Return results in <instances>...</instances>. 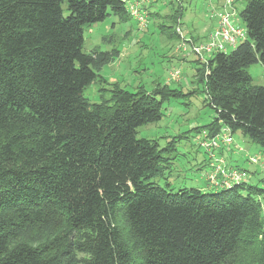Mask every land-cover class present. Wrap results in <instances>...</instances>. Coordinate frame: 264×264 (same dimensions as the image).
Wrapping results in <instances>:
<instances>
[{"label": "trees", "instance_id": "16d2710c", "mask_svg": "<svg viewBox=\"0 0 264 264\" xmlns=\"http://www.w3.org/2000/svg\"><path fill=\"white\" fill-rule=\"evenodd\" d=\"M111 15L132 19L124 0H0V264H264V189L155 182L171 159L138 128L161 121L181 90L114 85L109 100L85 98L121 55L84 52L85 28ZM240 16L246 41L197 60L216 116L195 131L228 127L264 148V87L248 72L264 66V0Z\"/></svg>", "mask_w": 264, "mask_h": 264}, {"label": "rangeland", "instance_id": "374dc122", "mask_svg": "<svg viewBox=\"0 0 264 264\" xmlns=\"http://www.w3.org/2000/svg\"><path fill=\"white\" fill-rule=\"evenodd\" d=\"M231 1L232 5H227V0H153L148 5L149 32L147 29L140 30L134 19L123 22L114 15L85 28L84 52L90 53L95 49L101 52L122 51V55L98 73L97 81L85 89L84 96L90 104L109 100L114 85L132 93L141 88L151 93L158 85H170L172 89L182 91L183 96L171 98L164 104L161 121L140 127L137 133L138 139L155 141L164 150L163 156L171 159L164 178L155 182L174 193L187 189L215 193L219 189L209 181L211 168L204 165L208 155L199 146L201 134L195 131L210 125L216 113L205 104V86L195 76L197 58L189 55L188 61H179L177 39L173 32L180 26L184 35L192 38L202 32L205 25L212 28L216 23L218 25V15L227 11L234 14L231 18L233 25L247 33L240 14L249 0ZM173 9L182 12L177 25L166 18L173 13ZM150 10L160 11L162 19L157 22L150 17ZM160 23L173 29L163 34ZM167 34L171 35L170 40ZM241 43L239 41L237 46ZM233 50L228 48L227 53ZM173 69L181 70V80L168 84ZM248 72L254 85L264 87V66L261 63L250 66ZM232 137V151H225L220 154L221 157L230 167L246 171L249 185L264 189V148L243 137L240 132L232 134ZM236 146L243 151H238ZM252 159H257L258 163H252ZM243 194L246 195L245 192ZM261 203L264 219V201ZM120 226L124 227L121 220Z\"/></svg>", "mask_w": 264, "mask_h": 264}, {"label": "built area", "instance_id": "2783aa9c", "mask_svg": "<svg viewBox=\"0 0 264 264\" xmlns=\"http://www.w3.org/2000/svg\"><path fill=\"white\" fill-rule=\"evenodd\" d=\"M153 0H124L127 10L141 30L149 28V12L148 5ZM227 5H232L231 0H227ZM234 14L227 11L218 15V26L210 34L205 42L197 43L190 37H186L180 26L176 32L180 36L181 42L177 47L178 52L189 53L197 58L202 63L208 61L217 53H227L228 48H236L238 42L246 41L248 35L242 29L233 25L231 18ZM181 70L173 69L170 72L168 84L181 80ZM234 145L231 129L224 127L222 132L214 137H211L208 132H203L199 143L208 155L209 166L211 173L208 175L209 181L213 187L231 189L234 186L245 182L248 175L246 171H242L235 167H229L226 160L221 157V152L231 150ZM238 151H243L236 146ZM252 163L257 164V159H252Z\"/></svg>", "mask_w": 264, "mask_h": 264}, {"label": "crops", "instance_id": "0c3cea01", "mask_svg": "<svg viewBox=\"0 0 264 264\" xmlns=\"http://www.w3.org/2000/svg\"><path fill=\"white\" fill-rule=\"evenodd\" d=\"M152 7V6H151ZM157 14L158 15V17L157 18H154L157 22L158 21H160L161 19H162V13L160 12V11H157V12H151V10H150V14ZM173 14V13H172ZM171 14V15H172ZM170 15V16H171ZM169 16L167 15L166 16V18H168ZM153 18V17H152ZM161 24V23H160ZM217 23H216V25H215V27H207V25H205V27H202V32H200L199 34L198 33H196V35H193V36H191L196 42H198V43H202L203 41H205V40H207V38H208V35L213 31V30H215V28H217ZM177 28V27H176ZM176 28H175V31H176ZM140 29V28H139ZM149 29V28H148ZM147 29V30H148ZM141 30V29H140ZM145 31V30H144ZM144 31H142V32H144ZM148 32H149V30H148ZM177 33V32H176ZM164 34V33H163ZM178 34V33H177ZM167 36H168V39L170 40V36L167 34ZM179 36V35H178ZM180 37V36H179ZM181 42V40L179 39L178 41H177V44H176V48L178 47V45H179V43ZM121 53H122V51H121ZM178 54H179V61H181V62H183V61H188V59H189V55H191V54H189V53H183V52H177ZM122 55V54H121ZM208 158V157H207ZM209 164V160L208 159H206L205 158V162H204V165H207V166H209L208 165ZM229 166V165H228ZM230 167V166H229Z\"/></svg>", "mask_w": 264, "mask_h": 264}]
</instances>
